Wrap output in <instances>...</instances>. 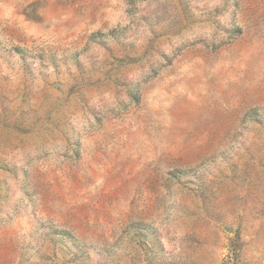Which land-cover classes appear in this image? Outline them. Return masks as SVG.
<instances>
[{
    "label": "rangeland",
    "instance_id": "1",
    "mask_svg": "<svg viewBox=\"0 0 264 264\" xmlns=\"http://www.w3.org/2000/svg\"><path fill=\"white\" fill-rule=\"evenodd\" d=\"M0 264H264V0H0Z\"/></svg>",
    "mask_w": 264,
    "mask_h": 264
}]
</instances>
